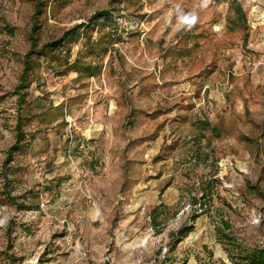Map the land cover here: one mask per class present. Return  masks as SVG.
<instances>
[{
    "label": "rangeland",
    "instance_id": "1",
    "mask_svg": "<svg viewBox=\"0 0 264 264\" xmlns=\"http://www.w3.org/2000/svg\"><path fill=\"white\" fill-rule=\"evenodd\" d=\"M221 220L264 244V0H0V264L228 263Z\"/></svg>",
    "mask_w": 264,
    "mask_h": 264
},
{
    "label": "trees",
    "instance_id": "2",
    "mask_svg": "<svg viewBox=\"0 0 264 264\" xmlns=\"http://www.w3.org/2000/svg\"><path fill=\"white\" fill-rule=\"evenodd\" d=\"M104 18L105 20L109 19V12H102L99 14L98 18ZM84 28V25H78L66 32L63 37L49 45H46L44 48L40 49L37 52L29 53V57L31 58L33 55L41 58L45 55L46 51H56L62 48V46L66 42H74L79 36L81 29ZM33 69V62H26L25 76L29 75ZM26 81V80H25ZM206 127H209L210 124H205ZM19 139H22L19 138ZM21 141V140H20ZM19 141V142H20ZM18 146L15 148L17 149ZM198 205V202L195 201V206ZM197 217L193 218V221H196ZM216 236L217 241L223 246L225 253L227 254L228 263L225 261H219L218 264H264V244L256 245V246H247L245 244L240 243L235 236H233L230 231L232 230V226L230 222L221 220L220 224L216 226ZM193 227H186L180 231V238L176 240L174 246H178L186 237L192 233ZM212 257V255H210ZM10 264H17V258L13 255L9 256Z\"/></svg>",
    "mask_w": 264,
    "mask_h": 264
}]
</instances>
